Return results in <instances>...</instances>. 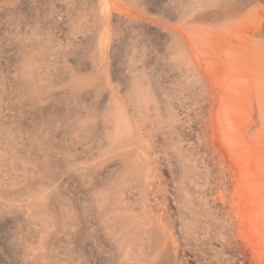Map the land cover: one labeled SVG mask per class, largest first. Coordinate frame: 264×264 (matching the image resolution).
Masks as SVG:
<instances>
[{"label": "rangeland", "instance_id": "obj_1", "mask_svg": "<svg viewBox=\"0 0 264 264\" xmlns=\"http://www.w3.org/2000/svg\"><path fill=\"white\" fill-rule=\"evenodd\" d=\"M234 1L0 0V264H264V0Z\"/></svg>", "mask_w": 264, "mask_h": 264}, {"label": "bare ground", "instance_id": "obj_2", "mask_svg": "<svg viewBox=\"0 0 264 264\" xmlns=\"http://www.w3.org/2000/svg\"><path fill=\"white\" fill-rule=\"evenodd\" d=\"M248 4H249V0H235L234 2H232L230 5H227V7H223L222 9L218 10L215 15L219 16L220 20L221 18L226 20V24H227V20L230 22L231 21H237L242 17V14L247 10L248 8ZM250 5V4H249ZM249 11L251 10H247L245 13L247 14ZM218 19V20H219ZM244 21V19H243ZM225 22V21H224ZM235 23V22H234ZM224 24V23H223ZM237 24V23H236ZM231 25V24H230ZM230 27V26H229ZM224 28V26H223ZM228 28V27H227ZM229 29V28H228ZM262 34H264V19H257V27L255 29V31L252 34V37H256V36H262ZM246 39V37H245ZM253 40V39H252ZM251 41V40H250ZM257 74V73H256ZM226 76V75H225ZM233 78V77H231ZM244 80V79H243ZM243 80L241 81V83H243ZM251 80V78H250ZM229 80V84H230ZM234 81V78H233ZM235 83V82H234ZM240 84V83H239ZM224 88V87H223ZM226 88V87H225ZM230 88V87H228ZM222 89V88H221ZM237 93V91H236ZM222 97V96H221ZM218 99V98H217ZM220 102V101H219ZM221 103H222V99H221ZM259 108V107H258ZM261 108H259L260 110ZM264 112V110H263Z\"/></svg>", "mask_w": 264, "mask_h": 264}]
</instances>
